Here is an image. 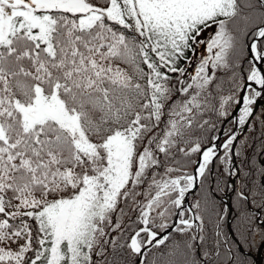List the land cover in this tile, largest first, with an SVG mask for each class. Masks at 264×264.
Returning <instances> with one entry per match:
<instances>
[{"label": "snow or ice", "instance_id": "snow-or-ice-1", "mask_svg": "<svg viewBox=\"0 0 264 264\" xmlns=\"http://www.w3.org/2000/svg\"><path fill=\"white\" fill-rule=\"evenodd\" d=\"M261 102L264 0H0V264H224L213 133Z\"/></svg>", "mask_w": 264, "mask_h": 264}, {"label": "trees", "instance_id": "trees-1", "mask_svg": "<svg viewBox=\"0 0 264 264\" xmlns=\"http://www.w3.org/2000/svg\"><path fill=\"white\" fill-rule=\"evenodd\" d=\"M179 87V85H177ZM226 118H221V121L216 122V127ZM231 123L228 124L230 129ZM246 141V143H242ZM237 147L240 148L238 159H245V163L249 169L247 174L243 170V181L241 189L244 190L248 199L243 205L238 206L236 203V191L231 194L232 186L230 185V171H224V165L215 162L210 175L212 178V187L215 188V181L223 176V180L227 182V188L224 192L219 193L217 198L223 199V205L227 207V212H221L222 219L220 223V259L224 264H253L252 260L247 259L238 249L236 239L243 245L244 249L256 255L259 246L264 241V227L259 223L258 215L261 214V220H264V207L261 206L260 192L264 190V129L261 126V118L258 115V110L252 118L249 128L245 135L240 138ZM236 147V149H237ZM231 154V153H230ZM224 187V184H221ZM199 188V187H198ZM197 192V191H196ZM255 192V196H253ZM193 196L191 201H194ZM242 199V198H241ZM241 210L249 213V217L244 219L241 217ZM230 215V216H229ZM206 223V235L209 237L210 243L215 245L216 221L213 220ZM231 231L233 234H231ZM197 243L199 241L197 240ZM226 253H230L226 255ZM264 264V250H263Z\"/></svg>", "mask_w": 264, "mask_h": 264}, {"label": "water", "instance_id": "water-1", "mask_svg": "<svg viewBox=\"0 0 264 264\" xmlns=\"http://www.w3.org/2000/svg\"><path fill=\"white\" fill-rule=\"evenodd\" d=\"M235 114V113H233ZM255 114V113H254ZM253 114V116H254ZM232 119V116H230L227 121L231 120ZM251 119L246 122V124L243 126V128L239 131V133L236 135V139L234 140L233 142V147H232V153H233V158L235 160V157H236V152H235V147H236V144L239 140V138L246 132L248 126H249V123H250ZM224 127H222V130L220 132V135L222 134V131H223ZM198 184H199V178H197V180L195 181V186L193 189L189 190L190 194H193L197 188H198ZM261 224L264 226V221L261 222ZM173 227H175V225H173ZM239 249L242 253H244L248 258L250 259H253L254 260V264H263V256H262V253H263V249H264V242L262 243V245L259 247L258 249V253H257V257H254L253 255H250L248 253H246L242 246L239 245Z\"/></svg>", "mask_w": 264, "mask_h": 264}, {"label": "flooded vegetation", "instance_id": "flooded-vegetation-1", "mask_svg": "<svg viewBox=\"0 0 264 264\" xmlns=\"http://www.w3.org/2000/svg\"><path fill=\"white\" fill-rule=\"evenodd\" d=\"M233 124L235 125L236 128L239 127V125H237L235 123H233ZM224 138H225V133L223 134V136H222L220 141H222ZM236 166L238 167V169H236ZM233 168H234L235 175L234 176L230 175V185L232 186L231 194H233L237 190V188H241V184H242V181H243V172H244L242 170V167H240L239 163L238 164L235 163V166L233 165ZM187 201H190L188 196H187ZM188 206L189 205L186 202L184 207H188Z\"/></svg>", "mask_w": 264, "mask_h": 264}, {"label": "rangeland", "instance_id": "rangeland-1", "mask_svg": "<svg viewBox=\"0 0 264 264\" xmlns=\"http://www.w3.org/2000/svg\"><path fill=\"white\" fill-rule=\"evenodd\" d=\"M189 71H194V67L193 68H190L189 69ZM219 129H220V126L219 127H216V129L214 130V133L213 134H215L216 136H218V132H219ZM230 130V129H229ZM231 130H233V131H235L233 128L231 129ZM228 131V130H227ZM235 132H237V131H235ZM245 159L243 158V159H240V166L241 167H243V169L245 170V173L247 174L248 172H247V169H249L248 167H245V166H248L246 163H245ZM232 169L233 168H231V174L232 175H234L235 173L234 172H232ZM188 197L190 196V195H187ZM185 205V204H184Z\"/></svg>", "mask_w": 264, "mask_h": 264}]
</instances>
